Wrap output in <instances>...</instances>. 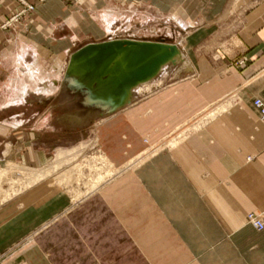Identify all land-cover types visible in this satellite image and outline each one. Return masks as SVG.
I'll return each instance as SVG.
<instances>
[{"label": "crops", "instance_id": "obj_1", "mask_svg": "<svg viewBox=\"0 0 264 264\" xmlns=\"http://www.w3.org/2000/svg\"><path fill=\"white\" fill-rule=\"evenodd\" d=\"M158 27L188 31L160 36L180 49L184 74L163 70L95 123L114 177L74 194L50 175L6 194L5 171L46 169L64 150L40 138L57 134L67 114L53 110L72 103L58 95L71 56L109 40L156 42ZM33 73L53 91L38 93ZM256 100L264 0H0V264H264V230L248 222L264 218ZM80 123L61 125L77 133Z\"/></svg>", "mask_w": 264, "mask_h": 264}, {"label": "water", "instance_id": "obj_2", "mask_svg": "<svg viewBox=\"0 0 264 264\" xmlns=\"http://www.w3.org/2000/svg\"><path fill=\"white\" fill-rule=\"evenodd\" d=\"M184 64L180 49L165 40L130 39L89 44L70 58L62 89L88 111L109 116L129 105L138 88L157 79L169 65Z\"/></svg>", "mask_w": 264, "mask_h": 264}, {"label": "rangeland", "instance_id": "obj_3", "mask_svg": "<svg viewBox=\"0 0 264 264\" xmlns=\"http://www.w3.org/2000/svg\"><path fill=\"white\" fill-rule=\"evenodd\" d=\"M17 21L18 20L13 23H16ZM13 23H11L5 29H10ZM156 29L157 33L153 35V41H160V36L162 34H164V37H170L172 38V41H176L178 38H182L185 33H188V31L186 32L185 28H182V30L179 28L180 30L177 31V28L169 27L168 31H164V33H158L162 28L158 27ZM183 29L184 33L182 32ZM183 66L184 64L181 62H179L176 66L169 65L164 69L162 74L163 76L167 75V80L179 78L184 74L182 71ZM140 90H138L139 93L144 92V87ZM69 94L70 92L68 91H65L63 89L59 90L58 95L60 96V98L68 99L69 97L72 103L67 107L55 108L53 110V114H55L56 116H62L64 113H66L67 115L61 121V124L66 127L72 128V126L74 127L76 126V124L80 123V120H82V116L86 117L88 110L80 105V101L78 100L79 97H72ZM23 109L24 113L29 115L32 113L33 110H40L42 112L43 109L46 108H33L31 106H27ZM101 113L102 112L100 110H92L91 114L87 116V118H83L80 125H78V127H81L82 129H79L77 133L70 132L68 128L66 129V127L59 123L55 125L53 124L57 134L42 136L40 138V141L45 143L56 144L57 148L64 149L63 151L60 150V152H63V155L60 157L59 160L56 156L55 160L52 161V164L48 165L46 169L44 168L36 171L27 169L22 170L18 168L14 170L15 167H12V170L5 172L6 175L4 176H7V178L2 177V180H6L9 189L6 194L16 193L18 190L27 188L33 183L35 175L46 170L50 171V175L57 176L59 185L66 187L74 194H81L93 191L95 189L93 188V186L96 182L98 185L99 179H101L102 177L106 176V180L110 179L111 173L114 174L115 171L112 170V168L110 167L108 160H106V158L104 159L102 154L99 153L98 149L96 148L95 142L92 140L94 125L99 119L102 118ZM142 160L143 158L140 161ZM7 173H9L10 175L12 174V176L7 175ZM112 177H114V175ZM62 180L70 181H68L69 183H66ZM81 187H84L85 190H82Z\"/></svg>", "mask_w": 264, "mask_h": 264}, {"label": "bare ground", "instance_id": "obj_4", "mask_svg": "<svg viewBox=\"0 0 264 264\" xmlns=\"http://www.w3.org/2000/svg\"><path fill=\"white\" fill-rule=\"evenodd\" d=\"M116 21V20H115ZM110 22H112V21H110ZM109 24H111V23H108V25ZM106 25V24H105ZM107 25V26H108ZM106 26V27H107ZM111 27V26H110ZM105 28V27H104ZM106 29V28H105ZM107 30V29H106ZM109 32V31H108ZM111 32V31H110ZM20 63H21V66H23V64H22V61H20ZM35 70V69H34ZM30 78H31V80H32V84L35 86V87H33V88H37L38 90H37V92L38 93H45V94H48V93H51L53 90H43V89H40V86L39 85H37L39 82H43V80H41V79H38L37 78V76L36 75H34V73L32 74V75H30ZM146 86H148V84L147 85H145V87ZM27 85H24V87H22V88H20V89H18L17 90V92H16V89L14 90V91H11L10 93L11 94H15V93H17L18 94V96H19V94H25L26 92H27ZM144 87V86H143ZM143 87H141V88H143ZM144 87V88H145ZM149 87H150V85H149ZM148 87V88H149ZM146 89V88H145ZM144 89V90H145ZM141 91V90H140ZM142 91H143V89H142ZM142 93V92H141ZM63 155V152H60L59 151V153L57 154V158H58V160L60 159V157ZM105 159V158H104ZM107 160V159H106ZM11 170H12V167H11ZM50 170V169H49ZM9 171V170H8ZM14 171V170H13ZM12 171V172H13ZM5 172H7V171H5ZM16 172V171H15ZM15 172H14V176H15ZM19 173V172H18ZM20 174V173H19ZM50 171H48V170H46V171H43V172H40L39 174H37V175H35V178H34V181H33V183H36L37 181H40V180H42V179H45V178H47V177H49L50 176ZM4 175H6V173L4 174ZM7 175H10L9 173H7ZM16 175H17V173H16ZM114 174H112L111 173V175H110V178L113 176ZM10 176H12V174L10 175ZM19 176H21V175H19ZM108 176V175H107ZM17 177H18V175H17ZM106 176L105 177H102L101 179H99V182H98V185L99 184H101L102 182H105L104 180H106ZM63 182H66V183H69L68 181H70V180H62ZM32 183V182H31ZM98 185H97V182L95 183V185L93 186V188H97L98 187ZM95 191V190H94ZM12 194V193H11Z\"/></svg>", "mask_w": 264, "mask_h": 264}, {"label": "built area", "instance_id": "obj_5", "mask_svg": "<svg viewBox=\"0 0 264 264\" xmlns=\"http://www.w3.org/2000/svg\"><path fill=\"white\" fill-rule=\"evenodd\" d=\"M34 11V6H28L26 9H24L20 14L16 15L14 18L9 20L3 25V28H7L11 23L18 20L21 16L26 15L27 13H30ZM255 108L259 111L260 114V120L264 122V104L261 100H256L254 102ZM248 222L258 231L264 230V218L261 216H257L254 214L249 215Z\"/></svg>", "mask_w": 264, "mask_h": 264}]
</instances>
